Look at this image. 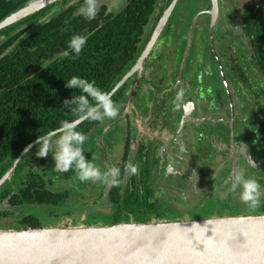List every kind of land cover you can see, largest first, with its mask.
I'll use <instances>...</instances> for the list:
<instances>
[{
	"label": "flooded vegetation",
	"instance_id": "flooded-vegetation-1",
	"mask_svg": "<svg viewBox=\"0 0 264 264\" xmlns=\"http://www.w3.org/2000/svg\"><path fill=\"white\" fill-rule=\"evenodd\" d=\"M167 1H169L168 5L161 12L157 10L155 18L150 23L153 25L154 21L156 22L147 44L165 10L173 2V0H163L162 3ZM253 1L245 0V2L238 4V0H218L219 13L214 24L212 23V15L209 13L212 8L211 0H204V5L198 13L192 15L189 23L190 11H185L182 6L185 1L182 4H180L181 0L177 1L157 42L146 57L143 69L140 72H135L125 81V83L128 81L130 85L127 90L126 101L117 105L118 116L108 123L102 140L99 139L101 136L98 132L91 135V140L99 139L100 146L96 151H99L101 156L98 164L102 170H107L114 165H117L116 167H121L124 164L126 166L129 164L138 165L136 174H131L130 171L126 170L123 173L119 187L122 199L118 201L119 204L124 205L126 203L127 195H133L139 203H144L145 194L150 195L149 191H151V197L160 206L158 213L163 211L162 206L178 208V204H180L178 199L180 198L176 193L184 188L179 190L177 188L179 187L178 183L183 182L181 177L184 176V166L188 167V163L191 166L193 164L197 171L191 172L194 177L203 176L204 178V173H209L211 175L209 177H213L218 172L219 164L223 165L225 160H229L230 154L226 153L228 150L231 152V149L236 151L238 148L239 151H247L244 146L245 142L243 143L239 134L236 133L237 126L235 125L231 83L235 80L234 83L238 86L243 83L247 87L250 86L245 91L248 90L254 94V100L251 102L248 98H242L241 91H239L240 100H243L246 105L244 111H247L251 116L264 119V107L261 105L263 98L257 94L264 90V79L257 65L258 61L252 40L244 30L246 10L250 8ZM180 12L183 15H179ZM203 16L204 19L200 21ZM184 18L185 22L183 21ZM176 39L179 40V43ZM168 41L169 44L174 41L175 43H171L172 45L168 48ZM238 45L247 48L250 52L248 58L242 56ZM162 55H165V59ZM200 55L204 60H199ZM190 57H193L190 62L196 69L187 64ZM197 59L198 62H195ZM206 62L209 64L208 67H205ZM194 63L196 64L194 65ZM189 70H192L190 75L186 73ZM210 77H213L211 81H204ZM192 79L194 81H191ZM254 81L261 84L260 87L257 85L254 87ZM189 86L190 91L188 90ZM214 87H219L222 91H215ZM132 89L134 94L131 104L128 106ZM223 93L226 97L228 96L229 101L224 100ZM212 104H214L213 109ZM231 104H233L231 107L232 115L226 118L228 106L230 107ZM243 118L247 119L246 114H242L241 119ZM230 123L232 132L229 130L228 133L227 128ZM257 123L256 149L261 155V159L258 160L259 164H256L257 161L250 152L246 157H240L241 160H249L252 169L264 163V133L259 120ZM109 130L112 132L111 134H108ZM106 133L108 134L107 137H105ZM88 140H90L89 136ZM202 141H206L208 144L207 150L209 152L204 154L212 157L209 160L203 157V152L198 151ZM194 148L198 154L193 153ZM84 155L88 160L94 158L92 153L85 152ZM93 155L96 153L93 152ZM203 168L207 172L203 171ZM188 169L191 170L189 167ZM241 169L243 168L239 166L238 171ZM248 171L246 173H249ZM13 174L6 181L9 184V196L13 194ZM227 177L231 180L234 178L233 175ZM70 179L78 181L80 183L78 185L83 183L73 170L69 173L67 181ZM84 183L85 189L76 187L77 192L87 191V194L83 196L87 199L84 201V208L94 210L96 205L104 206L106 203L109 209L106 207V209L102 208L104 211H94L97 213L105 212L110 215V220H112L111 217L119 212V209H116V205L113 204L114 202H110L109 187L112 185L101 182ZM143 190H145V194L142 192ZM95 192L97 193L95 194ZM90 196L94 198L91 199ZM155 196L159 197L158 200ZM184 199L190 205L192 199L190 194ZM218 200L220 203L217 206H223V209L242 208L237 199L233 202L223 201V198ZM69 204L71 206L68 208L70 213L61 210L59 203L36 202L29 205L30 207L53 206L52 210L47 211V214L49 217L57 218V224H62L61 221L65 218H72L69 222H73L74 219L89 216L82 210H75L72 202ZM129 205H131L130 202ZM210 206L212 210L216 207L213 203ZM20 209L21 207L13 208L8 199L0 200V221L6 219L18 221L17 218H10V216L18 215L21 212ZM136 215L138 214L131 212L130 221H132L131 217ZM34 217L42 222L41 217L35 215ZM81 219L85 220L86 218ZM89 223L96 224V222ZM8 225L9 223L3 226ZM44 225L42 222L41 226Z\"/></svg>",
	"mask_w": 264,
	"mask_h": 264
},
{
	"label": "trees",
	"instance_id": "trees-1",
	"mask_svg": "<svg viewBox=\"0 0 264 264\" xmlns=\"http://www.w3.org/2000/svg\"><path fill=\"white\" fill-rule=\"evenodd\" d=\"M29 1L0 0V21ZM122 1L115 9L103 1L110 11L106 14L102 9L96 19L88 20L79 11L83 0H61L0 30V178L27 145L57 130L61 121L72 122L81 117L63 105L66 99L80 94L79 90L65 86L67 80L78 75L95 81L97 87L109 93L132 68L146 46L156 24L155 21L153 25L150 23L157 10L161 12L169 3H162L163 0ZM184 1L181 0L180 4ZM195 12L191 11L189 17ZM245 15L244 30L252 40L257 65L264 79V0H254ZM74 34L87 35L86 45L78 58L61 59L60 53L67 48ZM129 85L127 81L111 97L116 107L126 101ZM112 120L106 118L97 122L88 118L76 130L91 138ZM111 133L109 130L108 134ZM58 138L59 134L52 136V142ZM84 151L87 152L85 148ZM37 152L38 145L22 158L13 174V194L9 196V184L6 182L0 187V200L8 199L13 208L36 202L59 203L61 210L70 213L66 206L70 205L72 189L71 186L64 188L62 184L68 182L71 170L57 173L54 165L50 166L52 154L40 157ZM125 166L119 167L120 179ZM83 186L84 182L80 187ZM120 186L121 182L118 186L109 187L110 202L119 209L110 223L130 221L131 212L138 214L131 217L132 221L148 222L155 217L160 206L151 197V191L148 190L150 195L142 191L144 203H139L133 195H127L128 199L122 205L118 203L122 199ZM155 198L158 200L159 197ZM261 203L263 207L257 213H264V202ZM106 207L109 209L106 203L104 206L96 205L94 210L104 211ZM30 214L19 218L16 226H41L42 222Z\"/></svg>",
	"mask_w": 264,
	"mask_h": 264
},
{
	"label": "water",
	"instance_id": "water-1",
	"mask_svg": "<svg viewBox=\"0 0 264 264\" xmlns=\"http://www.w3.org/2000/svg\"><path fill=\"white\" fill-rule=\"evenodd\" d=\"M57 1L61 0H30L1 20L0 30ZM177 1L173 0L165 10L142 54L108 93L110 97L131 75L143 69L144 61ZM211 2L209 13L214 24L219 4L218 0ZM133 94L132 89L128 106ZM87 119L81 116L74 121L78 126ZM50 133L52 136L58 134L57 130ZM36 141L29 144L31 149L37 145ZM29 145L0 178V186L28 153L25 149ZM0 264H264V213L150 222L0 228Z\"/></svg>",
	"mask_w": 264,
	"mask_h": 264
},
{
	"label": "rangeland",
	"instance_id": "rangeland-1",
	"mask_svg": "<svg viewBox=\"0 0 264 264\" xmlns=\"http://www.w3.org/2000/svg\"><path fill=\"white\" fill-rule=\"evenodd\" d=\"M109 6L110 8H117L119 1H121L122 4V0H104ZM101 2L103 3V0H101ZM245 2V0H238V4ZM120 4V5H121ZM119 5V6H120ZM204 5V0H185L183 6V9L185 11H196L197 13L200 11V8H202V6ZM183 10V11H184ZM195 12V13H196ZM179 15H183L182 12L179 13ZM190 16V15H189ZM188 16V23H189V19L190 17ZM179 19V16H178ZM204 16L200 19L203 20ZM185 22V18L183 20ZM171 41V40H170ZM177 43H179V40H177ZM175 43L174 42H167L168 48ZM238 48L242 54V56L244 58H248L250 56V52L247 50L246 47H243L242 45H238ZM163 56V55H162ZM202 55H200L199 60L203 59L201 57ZM167 57V56H166ZM193 57L188 58L187 60V64H189L190 66L193 67L192 63L190 62V59ZM163 59H165V55L163 56ZM204 60V59H203ZM198 62V59L195 61ZM196 63H194L195 65ZM209 64L208 62H206V66L208 67ZM204 67V68H205ZM194 69H196V67H193ZM192 70L187 71L186 73L188 75H190L192 72ZM196 72V70H195ZM206 76V75H205ZM213 79V77H210L209 79H204L205 82L207 81H211ZM191 81H194L193 79ZM230 82H232L230 80ZM235 82V80H234ZM234 82H232V87H231V93H232V97H233V102L234 105L231 104L230 107L228 106L227 109V114L225 115L226 118H229L230 115H232V105L234 106V115H235V125L237 126V131L236 133L239 134V137L241 138L240 140L244 143L245 142V147L247 148V151L243 152L242 150H238V148L236 149V151H233V149H231V152H229V150L226 152L229 155V160L228 161H224L223 165L219 164V168H218V172L215 173V175L213 177H209L210 174L209 173H204V178L203 176L199 177H194V174H191V172L196 171V169L193 167V164L191 166L190 163H188V167L193 170H189L188 167L184 166V176L183 178L181 177V181H183L182 183H178V190L183 188V190L177 192L176 194L179 195L178 201L180 204H178V208H169L167 206H162V210L161 212L158 213V215H155V217H153L150 221H165V220H183V219H199V218H207L213 215H216V213L219 214H230V215H240V214H258L257 212L260 211L263 207V203H261V201L264 202V163L263 165L261 164L259 167L258 165L256 166L255 169L250 168V161L249 160H241L240 157L244 156L246 157V155H249V152L251 153L252 157L254 159H256L257 163L259 164V159H261V155L258 154V151L256 149V143H257V137L258 136V129H257V122L259 120V123L264 124V119H260L257 118V116H251L250 114H248L247 111L245 110V104L243 103V100H240V96H239V91H241L242 94V98H248L249 102L254 100V97L252 94V92H248L245 91L246 88H250V86H245L243 84H238L236 85ZM255 85L259 86L261 84H259L257 81H254V87ZM220 87V86H219ZM219 87H214L213 89L215 91H222V89H220ZM188 90L190 91V86L188 87ZM228 91V90H227ZM254 91V90H253ZM264 92V90H262ZM260 91L257 94L263 98V101L261 102V105L264 107V93ZM223 92H226L223 90ZM255 92V91H254ZM248 93V96H246V94ZM224 95V100L229 101L228 96L226 97L225 93H223ZM260 102V101H259ZM212 109L214 108V104L211 105ZM231 109V110H230ZM242 114H246L247 119L243 118L241 119ZM248 114V115H247ZM221 118V117H220ZM222 120V119H221ZM114 122V121H113ZM116 123V122H115ZM109 125V124H108ZM107 125V126H108ZM102 131L101 134V138H99L100 140H102L103 137V133L106 131V128ZM232 132V127H231V123L230 125H228L227 131L229 133ZM108 134L105 136L107 137ZM99 139H92L90 140L88 143L83 145V148L86 149L87 152L92 153L93 151L97 150L98 147L100 146V143L98 142ZM102 142V141H101ZM200 146L198 151L203 152V157H206L208 160L211 159L212 157H209L208 155L204 154V153H208L209 151L207 150V146L208 144L206 143V141H202L200 142ZM243 146V147H244ZM239 152H241L239 154ZM193 153L194 154H198L196 153V149H193ZM199 156V155H198ZM93 158H91L89 161H93L97 164V166H100L99 163V159L101 158V156L99 154H96L95 156H93ZM252 159V158H251ZM50 166L54 165V159L50 160ZM246 164V166H245ZM239 166H241L243 169L245 170H249V173H246L247 177H253L260 185H261V197H260V203L258 205V207H256L255 209L251 208L249 206V204L245 201H243L241 199V188H238L236 191H231V184L233 183V180H231L230 178H228L227 176L233 175L235 176V174L238 172ZM204 169V168H203ZM206 171L207 170H203ZM246 171V172H247ZM197 172V171H196ZM71 173V171H70ZM187 174V175H185ZM257 175V177H256ZM80 184L78 181H75L73 179H71L68 182H63L62 186L64 188H66L67 186H71L72 189V193L70 194V199L72 204L74 205V209L75 210H82L86 213H88L89 216H83L81 218H86L85 220H82L81 218H77L74 219L73 222H69L70 219L72 218H65L64 220L61 221V223L64 226H76V225H83V224H91V223H87V222H96V224H113L110 223V215H108L107 213L103 212V213H97L94 210H92L91 208H84V201H86L87 199H85L83 196H85L87 194V191H81L77 192L76 187L81 188ZM58 188V187H57ZM83 189H85V187H82ZM97 192H95L96 194ZM191 196V201H190V205H188L185 201V197L186 196ZM91 199H93V196H90ZM223 198V201H229V202H233L237 199L240 207L242 208H238V209H223V206L218 207L217 205H219L220 201L218 199ZM189 200V199H188ZM68 202V203H71ZM214 204V206H216L213 210L211 209L212 207L210 206V204ZM207 205L209 206V208H207ZM67 208L70 207V205L66 206ZM53 206H35V207H30V205H24L21 207V212L18 215H11L10 218H21L25 215H27L28 213L33 214L35 216L41 217L42 222L45 225H58L57 221L58 219L55 217H49L47 214V211L52 210ZM87 209V210H85ZM19 221V220H18ZM17 220L13 219H6L3 221H0V227L4 228L8 226H12V227H17L16 223H18ZM148 221V222H150ZM69 222V223H68ZM8 226H3L5 224H8Z\"/></svg>",
	"mask_w": 264,
	"mask_h": 264
},
{
	"label": "clouds",
	"instance_id": "clouds-1",
	"mask_svg": "<svg viewBox=\"0 0 264 264\" xmlns=\"http://www.w3.org/2000/svg\"><path fill=\"white\" fill-rule=\"evenodd\" d=\"M102 9L105 10L106 14L110 11L101 0H83L79 11L86 19L94 20ZM87 39V35L74 34L68 41L67 48L60 53V58L64 59L70 56L78 58L87 43ZM65 86L68 89L79 90V95H73L63 103L75 115L84 116L97 122H102L106 118L114 119L118 116L119 110L108 92L97 87L95 81L74 75L67 80ZM76 129L75 121H61L60 127L57 129L58 140L52 142V133L37 139V155L47 157L51 153L55 162L54 170L57 173H67L73 170L81 182H101L118 186L121 182V169L113 166L107 170H102L95 162L86 159L83 145L88 137ZM31 147L32 145H29L25 152H29ZM126 171L136 174L138 165L129 164L126 166ZM238 188L242 189L241 199L243 201L247 202L253 209L258 207L262 194L261 185L254 178L247 177L244 169L235 174L230 190L236 191Z\"/></svg>",
	"mask_w": 264,
	"mask_h": 264
},
{
	"label": "crops",
	"instance_id": "crops-1",
	"mask_svg": "<svg viewBox=\"0 0 264 264\" xmlns=\"http://www.w3.org/2000/svg\"><path fill=\"white\" fill-rule=\"evenodd\" d=\"M101 134H102V132H100V136H101ZM106 134H107V133H106ZM104 136H105V135H104ZM108 139H109V138H108ZM90 140H91V138H90ZM90 140H87V142H89ZM93 152H95L96 154H99V153H98L99 151H96V150H95V151H93ZM90 154H91V153H90ZM92 156H95V155L92 154Z\"/></svg>",
	"mask_w": 264,
	"mask_h": 264
}]
</instances>
